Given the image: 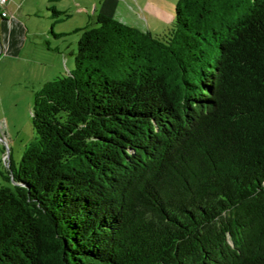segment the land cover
I'll return each mask as SVG.
<instances>
[{
  "label": "trees",
  "instance_id": "obj_1",
  "mask_svg": "<svg viewBox=\"0 0 264 264\" xmlns=\"http://www.w3.org/2000/svg\"><path fill=\"white\" fill-rule=\"evenodd\" d=\"M32 119L0 264H264V0H179L162 36L98 14Z\"/></svg>",
  "mask_w": 264,
  "mask_h": 264
},
{
  "label": "rangeland",
  "instance_id": "obj_2",
  "mask_svg": "<svg viewBox=\"0 0 264 264\" xmlns=\"http://www.w3.org/2000/svg\"><path fill=\"white\" fill-rule=\"evenodd\" d=\"M44 3L43 0H30L29 9L39 10V14L31 17L23 14L17 17L21 22L20 27H23L21 36L18 35L20 42L16 38L19 50L17 54L2 53L0 41V187L11 184L5 178L10 170V163L5 161V155L10 154V161L12 159L18 167L26 148L35 139L32 110L36 92L48 80L69 74L74 69L75 52L82 32L84 28L94 24V21H86L78 14L55 15L54 9H47ZM53 3L60 7L68 4L61 1ZM3 20L7 19L0 15V34L3 33ZM5 22L9 24L10 21ZM173 24L165 27L161 25L152 34L162 36ZM68 30L69 33L59 37L54 35ZM16 35L13 31L12 36ZM57 51L62 59L63 55L69 56L74 51L71 56L72 67L63 64V69L59 65L50 69L49 62L53 61L52 57Z\"/></svg>",
  "mask_w": 264,
  "mask_h": 264
},
{
  "label": "crops",
  "instance_id": "obj_3",
  "mask_svg": "<svg viewBox=\"0 0 264 264\" xmlns=\"http://www.w3.org/2000/svg\"><path fill=\"white\" fill-rule=\"evenodd\" d=\"M9 0L7 9L10 14L9 24L7 20H3V33L0 34V41L2 43V53H18L17 43L20 42L19 36L22 34V28L20 27V21L18 16L27 15L28 17L39 14V10L34 11L29 9L30 0ZM63 2L68 3L66 7L57 6L53 3ZM179 0H43L47 9L52 7L53 14L58 12L65 16L79 15L85 18L86 21H95L98 14H104L116 18L117 20L127 24L129 26L138 28L143 31H158L159 27L168 26L175 21L176 5ZM39 3V2H38ZM58 15V14H55ZM11 28V29H9ZM15 28V29H14ZM17 28V29H16ZM14 29V30H13ZM77 30V28H75ZM13 31L17 33L16 37L12 36ZM70 31H61L58 34H54L55 37L69 33ZM16 38L18 42L16 43ZM60 47H57L59 50ZM58 52V51H57ZM60 52L55 53L52 57L53 61L48 65L50 69L53 67H59L63 69V64L67 67H72V58L74 51L69 56L63 55V59L59 55ZM48 80L47 82H49ZM45 82V83H47ZM44 83V84H45Z\"/></svg>",
  "mask_w": 264,
  "mask_h": 264
},
{
  "label": "built area",
  "instance_id": "obj_4",
  "mask_svg": "<svg viewBox=\"0 0 264 264\" xmlns=\"http://www.w3.org/2000/svg\"><path fill=\"white\" fill-rule=\"evenodd\" d=\"M9 0H0V15L5 18V19H9L10 18V14L9 11L7 9V4H8ZM5 161L10 163V154L5 155Z\"/></svg>",
  "mask_w": 264,
  "mask_h": 264
}]
</instances>
